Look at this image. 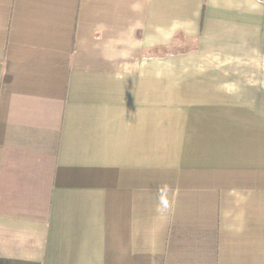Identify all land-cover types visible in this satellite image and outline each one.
Listing matches in <instances>:
<instances>
[{
  "label": "crops",
  "instance_id": "crops-1",
  "mask_svg": "<svg viewBox=\"0 0 264 264\" xmlns=\"http://www.w3.org/2000/svg\"><path fill=\"white\" fill-rule=\"evenodd\" d=\"M0 264H264V0H0Z\"/></svg>",
  "mask_w": 264,
  "mask_h": 264
}]
</instances>
